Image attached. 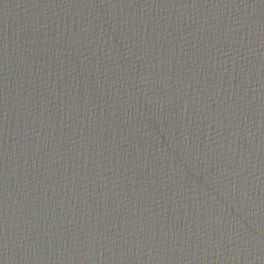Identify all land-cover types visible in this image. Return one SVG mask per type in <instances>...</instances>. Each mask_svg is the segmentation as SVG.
I'll return each mask as SVG.
<instances>
[{"label": "water", "instance_id": "obj_1", "mask_svg": "<svg viewBox=\"0 0 264 264\" xmlns=\"http://www.w3.org/2000/svg\"><path fill=\"white\" fill-rule=\"evenodd\" d=\"M0 264H264V0H0Z\"/></svg>", "mask_w": 264, "mask_h": 264}]
</instances>
